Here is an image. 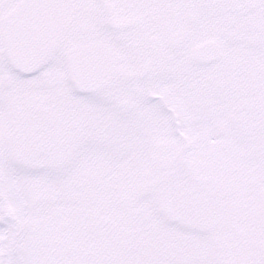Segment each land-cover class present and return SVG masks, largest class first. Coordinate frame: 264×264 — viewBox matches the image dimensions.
Segmentation results:
<instances>
[{
  "label": "flooded vegetation",
  "instance_id": "1",
  "mask_svg": "<svg viewBox=\"0 0 264 264\" xmlns=\"http://www.w3.org/2000/svg\"><path fill=\"white\" fill-rule=\"evenodd\" d=\"M71 4L62 42L36 75L10 73L0 51V80L7 76L8 84L0 86V98L8 105V119L0 122L4 134L0 140V175L5 174V165H12L17 174L29 172L30 163L20 161L36 156L44 159L38 166L41 171L54 165L58 174L77 158L87 157L89 163L83 165L81 174H93L95 143L109 142L113 118L117 117L120 125L127 121L143 125L145 133L151 127L159 132L163 118L159 113L152 123L149 118L162 111L171 133L183 143L181 151L170 146L167 149L179 167L172 172L171 181H178L176 175L187 182L192 174L200 175L202 202L223 208L219 211L222 216L228 204H236L238 213L233 222L240 235L235 236L223 223L208 233L230 239V249L252 251L250 239L255 234L264 239L255 210L258 194L264 189V101L258 103L264 89L260 93V88L248 91L240 87L239 72L253 66L255 60L227 53L239 45L225 48L222 44L216 62L219 69L212 67L216 63L202 65L188 60L190 50L202 44V0H71ZM253 4L257 7L259 0ZM3 5L0 2V8ZM7 11L0 12V18ZM190 13L193 23L186 18ZM175 31H182L184 38L178 47L170 49L166 40ZM91 44H103L111 50L116 74L99 93L82 97L72 94L65 81V58L69 49ZM263 68L264 61L253 67L255 78L264 79V72L259 71ZM95 100L102 104L99 113ZM141 138L140 133V143ZM146 139L157 155L156 135L151 131ZM256 143L262 146L256 149ZM252 149L262 151V163L253 158ZM246 158H252V164ZM173 192L167 182L157 189L155 197L160 204L156 208L171 209ZM253 254L264 259L257 251Z\"/></svg>",
  "mask_w": 264,
  "mask_h": 264
},
{
  "label": "rangeland",
  "instance_id": "2",
  "mask_svg": "<svg viewBox=\"0 0 264 264\" xmlns=\"http://www.w3.org/2000/svg\"><path fill=\"white\" fill-rule=\"evenodd\" d=\"M18 1L1 0L4 5L0 12L10 10ZM259 5L260 8L248 12L249 16L231 0H202V42L216 39L225 48L250 46L252 36L240 29L254 23L251 16L257 15L256 12L264 14L262 0ZM219 31L224 34L218 36ZM258 49H264V45ZM219 66L212 67L219 69ZM214 72L220 74L218 70ZM224 80L226 83L227 79ZM94 105L99 113L101 102L95 100ZM158 113L163 118L158 124L159 132L151 127L146 133L143 125L129 121L120 125V120L113 116L109 142L95 143L93 174H81L83 165L89 163L87 157L77 158L72 166L63 167L60 174L54 165L41 171L38 166L44 159L38 156L20 161L30 163L29 172L17 174L12 165H5L12 171L8 173L5 169V174L0 175V264L23 261L27 264H160L157 256L161 254L173 264H224L225 256L211 255V239L207 235L196 233L192 225L172 224L171 217H162L155 209V191L179 169L177 159L167 149L170 146L181 151L183 146L171 133L165 113H153L149 123ZM7 119L8 105L0 98V122ZM1 131L0 140L4 135ZM151 131L158 138L157 155L152 153L153 144L146 139ZM140 133L142 143L137 139ZM251 151L254 159L260 157L258 164L262 163V151ZM154 157L155 161L159 160L158 169ZM245 161L252 164L253 160ZM102 199L110 203L106 213L98 210ZM40 216L49 220L48 231L43 235L28 233L26 221ZM53 236L61 242H54ZM57 243L69 251L73 246L69 252L72 256L59 252Z\"/></svg>",
  "mask_w": 264,
  "mask_h": 264
},
{
  "label": "water",
  "instance_id": "3",
  "mask_svg": "<svg viewBox=\"0 0 264 264\" xmlns=\"http://www.w3.org/2000/svg\"><path fill=\"white\" fill-rule=\"evenodd\" d=\"M70 9L71 0H20L2 17L1 50L10 71L29 76L40 71L47 64L62 41ZM176 44L177 42L173 46L175 47ZM233 50L238 51V49ZM219 51L218 44L210 41L194 48L189 59L194 63L207 64L216 60ZM112 72H114L112 60L109 62L102 47H80L68 52L67 80L73 91L79 94L98 91ZM5 80V77L1 78L3 84ZM107 208V201L99 203L101 212H105ZM234 212L231 206L226 212L224 221L233 232L237 233L230 219ZM259 216L264 226V191L260 195ZM26 226L29 231L40 233L46 229L47 223L44 218H39L28 221ZM257 247L264 255V241L258 243Z\"/></svg>",
  "mask_w": 264,
  "mask_h": 264
},
{
  "label": "trees",
  "instance_id": "4",
  "mask_svg": "<svg viewBox=\"0 0 264 264\" xmlns=\"http://www.w3.org/2000/svg\"><path fill=\"white\" fill-rule=\"evenodd\" d=\"M246 9L249 10V8H246ZM257 16L258 17L254 19V22H258L259 19L261 20L262 18L264 19L263 14H259ZM260 34L261 35L264 34L263 27L260 30ZM260 54H262V57H264V51L261 52ZM255 87L260 88L261 89L260 93H262V90L264 89V81L259 82V85H256ZM263 98L264 96L261 94L260 102L262 103L264 101ZM190 181L192 182V180ZM186 183L187 181H184L183 183H177L176 181L174 182L172 181L168 184V186L172 189L176 187L173 192L174 196L172 195L173 197L169 204V206L171 205L173 206L171 209H168L170 211L166 212L167 216L172 218V221L174 222L172 224L178 225V222H182L185 225L188 224L189 226L192 225L194 228L196 227L198 228L201 225V220L205 217H209L208 219H213L216 221V223H218L220 221L218 212H217L218 208L216 207V208L210 209V206L208 205L213 204L212 202H206V201L205 203L202 202V181L198 179V177H195L194 185L189 186L190 184L188 183V186H187ZM182 186L185 188H183ZM214 202H218V201H214ZM53 241L61 242L57 240L56 236H53ZM56 246L59 252L66 253V254H69V252H71V250L74 249V247L71 246L69 247L70 249L69 251L64 246L60 244L58 245V243ZM69 256H72V253H70ZM157 257L160 261V264H173V263L168 262L166 260L165 255L163 254ZM251 264H254V263L252 262Z\"/></svg>",
  "mask_w": 264,
  "mask_h": 264
},
{
  "label": "bare ground",
  "instance_id": "5",
  "mask_svg": "<svg viewBox=\"0 0 264 264\" xmlns=\"http://www.w3.org/2000/svg\"><path fill=\"white\" fill-rule=\"evenodd\" d=\"M105 61H106V59H105ZM92 81H93V79H92Z\"/></svg>",
  "mask_w": 264,
  "mask_h": 264
}]
</instances>
